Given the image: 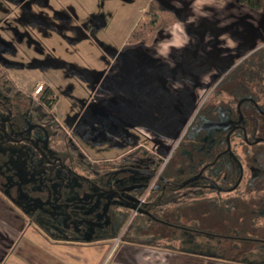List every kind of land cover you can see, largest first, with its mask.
Masks as SVG:
<instances>
[{
    "label": "rangeland",
    "instance_id": "obj_1",
    "mask_svg": "<svg viewBox=\"0 0 264 264\" xmlns=\"http://www.w3.org/2000/svg\"><path fill=\"white\" fill-rule=\"evenodd\" d=\"M80 1L84 12H81V6L77 7L75 3L65 0L54 2L55 5L52 4V0H0V11L7 17V20L2 24L3 28L0 29V66L9 73L15 85L21 88L25 94H30L37 103L43 99L47 87L54 89L50 88L55 91L53 93L57 100L56 104L51 107L52 113L56 115L57 122L62 129L66 130L65 133L70 142L85 152L91 162L97 160L94 156H103L104 158H100V161H116L140 142L155 154L163 165V169L171 161L183 132L191 123L197 108L213 99L211 95L217 83L223 81L233 69H236L252 54L264 49V12L255 13L242 7L236 0H158L177 16L178 22L169 33L161 34L158 42L152 48L143 45L130 46L128 41H124L123 36L134 25L132 21L136 16H134L136 9L141 2L146 0H121L122 4L116 1V5L107 4L106 1L109 0H98L97 5L101 6L95 9L93 6L87 5L89 0ZM139 11L138 13L141 15L142 8ZM6 33L16 37V42L12 41L13 37L6 39ZM32 34L36 36V39H33ZM229 40L232 42L231 46L228 43ZM177 42L182 46L177 47ZM19 43H21L22 51H29L22 54L21 59L18 58L19 51L16 49V45ZM123 44L128 48L125 51L121 50V52L124 51L121 54L122 61L117 63L120 54L116 57V49L124 46ZM32 52L36 59H33L32 55L29 56L28 53ZM9 55L14 58L16 64L9 61L10 59L7 58ZM114 58L117 61L116 64L112 61ZM18 59L23 63L17 64L20 63ZM151 79L162 80L164 89L167 87L166 89L169 91L168 95L164 94L167 100H175L181 95L183 96L171 88H177L178 91L181 88L184 89L186 81H198L200 85L190 107L180 101L182 106H179L176 112L177 115L181 113L178 118L168 117L160 120L156 116V118L149 119L150 127L157 129V132L148 133L141 127H136L135 120L129 118V114H127L128 124H132L130 128L99 102L98 93L106 91L108 87L105 81L111 82V88H113L114 82L116 85L119 83L124 86L121 88L122 91L116 87V97L122 95L129 107L130 104L136 102L130 93H132V89L139 86L137 81L143 84L144 81ZM41 87L44 88L40 91ZM149 87V84L148 86L140 85V92L149 93ZM259 88H264V85L255 83L251 90L256 91ZM166 89L163 93L167 92ZM188 90H192L191 87ZM188 90L186 89L185 92ZM189 99L185 97V100L189 101ZM191 106L193 111L190 110ZM183 109L186 112H183ZM149 114L152 116L151 113ZM154 119L162 124L158 127ZM166 121L173 124L170 126L174 127L173 130L169 129L168 138L164 135L167 131ZM160 129L163 131L162 135L159 134ZM175 129H178V133L174 131ZM25 143L16 144V146L21 149L22 144L26 145ZM51 146L55 152L66 151L65 145L61 142H53ZM25 153L28 152L25 151ZM27 155L24 161L20 160L23 164L19 167L20 174H18L21 186L25 190L30 187V184L35 183L34 174H36V172H26L25 168L30 158V154ZM35 159L40 163L41 156L38 155ZM174 161L175 158L171 162ZM105 162L107 161L98 162V165L103 166ZM66 164L70 165V163ZM58 165L57 167L50 165L49 167L44 166V168L33 167L34 171L56 168L55 174H60L59 180H62L54 189V192L58 193L59 188L63 187L57 194L58 198H54L57 204L52 205L46 201V204L51 206L50 208H41V212L48 211L49 214L57 215L60 219H64L62 216L66 215L65 219H67L71 216V213H67L71 212V209L76 207L79 210H84L89 206L90 210L92 207H98L99 202L105 200L102 196L96 195L97 190L95 189L93 191L89 189L90 192H95V198L88 199V194L84 193L79 196L74 193L75 189L80 186L91 187L92 185L81 181L79 177L71 175L66 177V170L64 171L61 163ZM74 169L77 174L86 176L81 168L75 167ZM62 178H66V181ZM92 180L94 183H91L94 185L96 182L100 183L97 177H92ZM9 181L11 182V179L7 182ZM39 184L41 189L32 185L38 197L42 196V192L48 190V185L51 182L43 180ZM38 197L32 200V205L35 208H38L37 204L40 202V197ZM148 198L149 195L146 193L143 199L147 201ZM59 200L72 202L73 207L70 208L71 205L67 203L66 207L59 208L61 207ZM109 200L111 199L109 198ZM75 202H77V206ZM3 209L0 212L7 215L9 219L14 216L11 213H5ZM160 213V216L166 220L183 224L191 229L200 228L204 232L213 231L210 229L208 222L211 220H208L210 219L208 216L202 219L204 223L201 224V227L195 223L198 217H204L205 214L198 216L197 213H191L190 210L179 213L178 208L163 209ZM126 214H129V217L121 232L122 235L127 230L128 238L129 235L132 236V233L135 236H138L139 233L140 236L142 233L139 229L143 225L146 227L144 223L147 224V222L142 217L136 218L137 214L133 210L127 209L117 214L120 216L119 221ZM209 214L207 213V215ZM74 215L75 213L72 214V216ZM33 220V218L30 219L31 222ZM27 223L28 221L24 219L23 225L19 223V226L24 227ZM76 223L75 221L68 227L64 223H60L56 228L45 224H41L39 227V222L33 224L34 232L30 230L22 237L15 251L9 255L8 264H18L16 260H22V256L30 251L41 257L42 262L38 264H113L111 257L115 253L118 256L123 248L121 234L119 238L116 239L115 236L105 244L94 241L87 245H69L62 249L53 247L46 242V239H49L47 232L49 234L50 231L51 235L62 238V241L67 238L71 239L75 233L78 235L77 237L91 241L95 237H101L103 232L104 234L109 232L107 226L104 229L100 227L102 224L89 222L84 230V227L79 228ZM147 225L151 226L150 223ZM112 228V232L116 234L117 225H113ZM136 231L139 232L134 233ZM17 234L19 236L20 232L18 231ZM110 234L111 231L108 235ZM171 234L174 240L170 237L163 243L173 244L176 242L181 251L191 255L195 253L196 255L211 256L224 253L218 250L225 242L223 239L210 237L203 232L192 233L176 229H173ZM76 240L80 239L76 238ZM258 250L263 257L258 259L259 256L256 255V261L264 264V247L259 246ZM126 251H134V254L142 252L137 249H126L124 252ZM153 251L157 250L153 249ZM160 252L168 253L161 249ZM49 257H59L60 262H55L53 259L51 261Z\"/></svg>",
    "mask_w": 264,
    "mask_h": 264
},
{
    "label": "flooded vegetation",
    "instance_id": "obj_2",
    "mask_svg": "<svg viewBox=\"0 0 264 264\" xmlns=\"http://www.w3.org/2000/svg\"><path fill=\"white\" fill-rule=\"evenodd\" d=\"M163 33L165 32L158 35L152 46L147 47H154L158 42L159 36ZM121 57L120 55L118 58L119 61H116L117 63L122 61ZM4 70L5 68L0 66V78L2 76H7V79L13 83L16 89L22 90L15 85L9 73ZM7 70L9 71V69ZM159 80L162 81L161 79H157V81ZM153 82V79H151L150 83L152 85L154 84ZM186 82V87L184 89L181 88L179 91L177 88L171 89L177 91L179 95L183 94V96L181 95L183 101L190 107V103L194 102V97L200 85L198 81ZM190 87L192 90H188ZM251 87L252 85L249 87L250 89H247V87L241 88L237 81H219L211 95L213 99L203 103L197 108L191 123L186 127L178 147L176 148L178 152H174V154L177 152L178 156L183 161L180 171L185 177V179H183L184 188L182 191H179V196L185 198L190 196V192L193 193L195 203L189 208L193 209V213H197L198 216L205 214L204 217H198L196 219L197 221L195 223H198L200 227L201 224L204 223L202 221L203 218L208 216L210 218L208 220H211V222L208 223H210V229L213 230L212 232H204L200 228L197 229L198 232H203V234L210 237L225 240L222 245H226V251L231 254L236 252V254L251 253L256 247H264V88L253 91ZM42 88L44 87H41V89ZM186 89L188 92H185ZM166 91L165 94L168 95V89H166ZM156 95L155 88H152V91L149 93V98L155 101V98H157ZM28 96L31 97L30 94ZM185 97L188 99L190 98L189 101L185 100ZM8 100L9 99L6 98H4L3 101L0 100V130L14 136L13 140L17 142L15 145L26 142V145L22 144L19 150H25L30 154V157H34L32 162L35 167L44 168V166L49 167V165L54 167L59 166L58 164L61 163L62 159L57 156L59 152L52 150V143H50L44 126L36 124L31 120H26V124L20 129L16 128V123H18L16 121L17 116L13 112L12 106L9 107L7 103ZM33 100L35 101L34 98ZM174 101L173 99H168L167 101L170 110L167 111V117L178 118V115L181 114L179 113L177 115V110H175L176 107L182 106L181 103H174ZM156 107L157 105L155 103V105L152 104L151 107L147 108L150 112H156ZM190 110L193 111L192 106ZM182 111L186 112L184 109ZM169 126H167V131L164 134L166 138L169 137V129H174L173 126ZM150 130L154 131L155 128H151ZM174 131L178 133V129ZM142 146L148 149L145 145ZM78 150L81 151L79 148ZM23 153V156H28V153ZM38 155L41 156L40 163L35 159ZM62 167L64 168V166ZM25 169L26 172H36V174H34L35 183L32 185H35L37 188L41 189V185L39 184L40 181L49 180V182H51V184L48 185V190L42 192V196H39L40 198L35 194L36 190L33 189L34 187H32L31 184L30 187H25L27 190L22 188L21 180L18 175L20 174L19 169L16 174L8 175L5 182H2V180L0 182V188L7 191L8 194L13 192L14 198L18 199V201L16 200L17 203L21 206L24 205L23 207L33 214L34 218H32L35 219L36 222H39L40 226L41 224L54 226V223H58V225L64 223L68 227L72 224V216L65 219V215L62 216L64 219H60L57 215H55L57 216L55 217L52 214L49 215L48 211L43 213L40 210L41 208H50L51 205L49 206L46 204V201H49L52 205L57 204L54 198L57 197V194L63 189V187H60L58 193L54 192L55 187L59 184L58 182L62 181L59 180L60 174H55V172H57L56 168L34 171L33 168L28 170L26 165ZM162 170L163 169H161L154 182L149 187L147 191L148 195ZM66 173V177L69 175L77 178L79 177L81 181L92 185L91 187L80 186V188L75 189L74 193L79 196H82L84 193L88 194V199L95 198L96 195L102 196L105 199L103 202H99L100 204L98 207L90 208H96L97 214L95 212V217L105 216L106 222L104 227H102V225L100 226L103 229L106 226L110 228L113 227L112 225H115L111 223L107 213L112 205L116 206V203L125 204L130 201L135 202L134 199H131L130 196H126V194L124 195V193L122 194L123 197L119 195L116 191V187L119 190L143 188L146 186L148 178L154 176V173L150 170L134 171V174L125 177L123 180L113 178L112 183L109 181V183L112 184L110 186L111 190H109L106 189L107 185H104L101 180L99 184L96 182L94 185L91 183L92 179L90 178L81 177L75 172L66 171ZM9 179H11V182H7ZM62 179L66 181V178ZM188 183H191L189 187L192 189L186 186ZM89 189L91 191H93V189L97 190V194L95 195V192H90ZM64 190H66V188H64ZM24 195L28 196L27 199L25 198V201L24 198H22ZM36 197L40 199L39 204H37L38 208L32 205V200ZM116 197L118 199H116ZM109 198L111 200H109ZM108 201H110V207L106 205ZM59 203L61 204L59 208L66 207L67 203L70 204V202L62 201ZM101 210L104 211L105 214L102 215ZM179 210L182 213L186 211V208L182 207ZM209 212L211 213L209 214ZM207 213L209 215H207ZM218 241L222 242L221 240Z\"/></svg>",
    "mask_w": 264,
    "mask_h": 264
},
{
    "label": "trees",
    "instance_id": "obj_3",
    "mask_svg": "<svg viewBox=\"0 0 264 264\" xmlns=\"http://www.w3.org/2000/svg\"><path fill=\"white\" fill-rule=\"evenodd\" d=\"M236 1L242 7H245L255 13L264 12V0ZM177 22V16L170 9L161 5L158 0H153L131 33L128 39V44L130 46H152L160 33L171 30ZM0 80H3L0 81V100L3 101L4 98L9 99L7 103L9 104V107L12 106L11 108L17 116L16 121L18 123H16V128L20 129L24 124H26V120H31L36 124L44 126L50 139V143L61 142L66 147L65 152L57 153V156L62 159L61 166H64V168H62L66 171L75 172L77 174L74 168L79 167L81 168V171L85 172V178L87 177L92 179L91 177H97L104 185H107L106 189L109 190H111L110 186L112 185L111 183L113 178L123 180L125 177L134 174V171L150 170L154 173L153 177L148 178L147 184L143 188L119 190L116 187V191L119 195L123 197L122 194L124 193V195L126 194V196H130L131 199L135 200V202L130 201L125 204L116 203V206H111V204L109 205V207L111 206L109 210L110 217L112 218L111 220L115 219L113 218V211H116L117 225L116 234L113 233L111 238L115 236L116 239L119 238L128 220L129 214L123 215V218L119 221L118 218H120V216L117 215V212L121 213L124 209L130 210L132 209V206L140 205V201L144 198L149 187L154 182L156 176L163 167L159 159L152 151L142 146L133 149L116 161L103 163V166L98 165V163L91 162L80 150H78L77 147H75L73 143L70 142L65 131L57 122L56 115L52 113L51 107L56 104L57 100L50 88H46L41 103H37L22 90L16 89L13 83L7 79V76H2ZM223 81H237L241 88L247 87V89H250L249 87L255 83H258L261 86L264 85V49H260L252 54V56L230 72ZM13 138L14 136L0 130V182L2 180V182H5L8 175H14L18 172L19 167L23 164V162L19 159H26V157L23 156V152H25V150H19V148H17L18 146L15 145L17 142H15ZM177 152L173 156L175 161L171 162L172 158L171 161L163 168L155 185L149 193L148 200L144 204H141L136 216V218H144V221L151 224L150 231L152 234L155 236H162L166 239L172 237L171 231L173 229L199 233L197 229H191L183 224L168 221L160 216V211L168 208L180 209L185 207L186 211L190 210V212L193 213V209L189 208L195 203L193 193L190 192V196L185 198L179 196L178 194L179 191H182L184 188L183 179H185V177L180 171L183 161L180 159ZM32 159H34L33 156H31L27 162L28 170L35 167ZM66 163H70V165ZM77 175L83 177V174ZM91 181L93 182V180ZM109 181H111V183H109ZM186 186L189 189H192L189 187L191 186V183H188ZM116 199L118 198L116 197ZM126 200L129 201L128 199ZM126 234L127 230L120 237L121 241L127 240L128 236ZM150 246L169 250L174 248L171 245L167 246L166 244L162 245L157 243H152Z\"/></svg>",
    "mask_w": 264,
    "mask_h": 264
},
{
    "label": "crops",
    "instance_id": "obj_4",
    "mask_svg": "<svg viewBox=\"0 0 264 264\" xmlns=\"http://www.w3.org/2000/svg\"><path fill=\"white\" fill-rule=\"evenodd\" d=\"M50 1V0H49ZM57 1H61V0H52V4L55 5V3ZM65 1H70L71 3H75V5L77 7L81 6V12L83 11V5L81 3L80 0H65ZM116 1L121 3V0H109L106 1L107 4H115L116 5ZM133 1V0H132ZM153 0H146L144 2H141V4L138 6V8L136 9V14H134V19H133V23L134 25L132 26V28H130L129 31H127L126 34H124V41L127 42L131 33L133 32V30L136 27V24L141 20L143 14L146 12L148 6L150 5V3ZM55 2V3H54ZM146 2V3H145ZM145 3V4H144ZM86 4V3H85ZM84 4V5H85ZM98 4V0H89L87 5L89 6H93V9L97 8L98 6L101 5H97ZM122 4V3H121ZM144 4V5H142ZM142 8V13L141 15H139L138 11L139 9ZM114 10V9H113ZM84 12V11H83ZM140 12V11H139ZM7 20L6 14L2 13L0 11V29H2V24L3 22ZM170 31V30H169ZM169 31H167L166 33H169ZM6 39H11L10 37H13L14 40H12L13 42H16V37H14L13 35H9L8 33L5 34ZM32 34L33 39H36V36ZM169 38V37H168ZM38 39V38H37ZM124 46L119 47L116 49V57L117 55H121L124 53V51L126 50L127 45L123 44ZM21 47V43L16 45V49L19 51V55L18 58L21 59V55L29 52L28 50L25 52L22 51ZM130 47V46H129ZM121 50H124L123 52H121ZM29 56L32 55L33 59H36L35 54L32 53H28ZM115 57V58H116ZM9 58L11 62H13V64H16L14 61V58H12L10 55L7 57ZM23 58V57H22ZM112 59V61H114V64H116V60ZM19 60V59H18ZM133 60V59H131ZM20 63L17 64H21L23 63V61H20ZM14 66V65H13ZM13 66H10L11 68ZM10 68V69H11ZM154 84L152 85L150 83V81H141L143 82V84L139 83V86H136L134 89H132V93H130V95H133V99L136 101L133 104H130L131 106L128 107L127 103H125V100L123 98V96L119 95L118 97H116V87H118V89L120 91L121 88H124L123 85H120L118 83V85H116V82H114L113 88H111V82L110 81H105L107 82L106 85H108L106 91H102L99 92V102H101L102 104L105 105L106 109L112 113L113 115L117 116L119 119L123 120V123H125L126 125H128L130 127V125L132 126V124H128L129 121L127 120L126 115L129 114V118H132L133 120H135L134 125L136 127H141L145 132L148 133H154L157 132L158 130L155 129L156 131L150 130V121L149 119L151 118H159L160 120H164V118H168L167 117V111L169 110L168 104H167V99H165V93H163L164 90V86L162 81H157L156 79L153 80ZM120 82V81H117ZM146 84V85H145ZM149 84V93L152 91V88H155L156 91V96L157 98H155V101L151 100L149 98V93L147 92H140V85L141 86H148ZM51 88V87H50ZM52 90H54L53 88H51ZM166 89V87H165ZM55 92V91H53ZM183 101V97H179L177 99H175V102H179ZM184 102V101H183ZM156 103L157 107H156V112H150L149 111V107H151L152 104ZM129 104V103H128ZM148 107V108H147ZM174 109V108H172ZM179 109V107H176L175 110ZM152 114V116H150V114ZM155 114V117H154ZM155 122L157 123V126L159 127V125L162 124V122L159 124L156 120L154 119ZM169 122H165V126H168ZM138 124V125H137ZM170 124V123H169ZM131 128V127H130ZM160 135L163 134V131L160 129L159 131ZM142 143H138L137 145H135L131 150H129L127 153H129L130 151H132L133 149H136L138 147H141ZM128 149V148H126ZM82 151V150H81ZM83 152V151H82ZM83 154H85L87 156V154L85 152H83ZM125 155V154H124ZM123 155H121L120 157H122ZM97 160H94V162L98 163V162H103V161H111V160H102L100 161V158H104L103 156H94ZM88 158V157H87ZM89 159V158H88ZM10 193V192H9ZM23 193V192H22ZM24 195V201L27 199L28 196ZM26 198V199H25ZM18 199L14 198V193L11 192L10 194H8L7 191H4L2 188H0V210H2V208H4V212L5 213H11L14 216L11 217V219H9V217L5 214H2L0 212V264H8V260H9V255L15 251V249L17 248V246L20 244L22 237L28 232V231H32L35 229L34 226H32L33 224L35 225V223H37L35 221V219L31 222L30 219H32L33 214L26 209L25 207L21 206L20 204L17 203ZM71 206L70 208H72L73 204L72 202H70ZM76 204V202H75ZM106 205H109V202H107ZM4 206V207H3ZM77 206V205H76ZM89 206L87 208L80 209L79 208H73L71 209V212L68 211L67 213H71V216L73 213H75L74 216L71 217V222L75 223V221L77 222L76 224H78L79 228H83L84 230H86L87 225L89 222H98L99 224L102 223V227H104V224L106 222L105 216L102 217H95L94 214L97 211L94 209H88ZM133 209V208H132ZM132 209H130L132 211ZM95 210V211H94ZM99 210V209H98ZM179 210V209H178ZM90 211V212H89ZM94 211V212H93ZM3 212V211H2ZM102 215L105 214L104 211L101 210ZM109 217H110V211L107 212ZM120 212H117V214ZM113 218H115L114 220H111L112 218L110 217V221L113 224H116V211H113ZM50 215V214H49ZM91 216V218H90ZM34 218V217H33ZM27 220L28 223L26 224V226L22 227V223L23 220ZM144 219V218H143ZM14 220V221H13ZM84 220V221H83ZM56 221V220H55ZM70 222V221H69ZM19 223H21L22 225L19 226ZM142 224V223H139ZM146 225V227H141L140 232L142 233L139 236V231H136L134 233H138V236H135L132 233V236L129 235V238H127V240H123V248L122 251H120L119 255L116 256V253L113 255V264H260L256 261V255H258V259L263 257L260 253V251L258 250V248L256 247L255 250H253L251 253H245V254H229V252L226 251V245H221V248H219V251H222L224 253L222 254H214V255H200V254H193L191 255L188 252L185 251H181L177 245L176 242L172 243H163V241L166 239L162 236H155L154 234L151 233V228L149 227V223H144ZM39 225V224H38ZM58 225V223H54V226L50 227H54L56 228V226ZM39 227H41L39 225ZM99 227V226H97ZM38 229V228H37ZM41 231H44L42 228H39ZM113 228H107V230L110 232L111 234H109V232H107V234H102L100 235L101 237H95L93 238L91 241L87 240V239H82L80 237H77L78 235L75 233L71 236V239H65V241H62V238H56V236H53L50 234H48L47 232V236L49 239H46L47 243H50L53 247H56L58 249H62V248H66L69 245H87L88 243H93L94 241H97L96 243H102L105 244L106 242H109L110 239H112V234H113ZM9 230V231H7ZM11 230V231H10ZM64 231H68L69 229H61ZM18 231L20 232V235L17 236ZM182 231V230H179ZM83 232V230H82ZM63 235H65V233H62ZM60 235V234H59ZM61 235V236H63ZM122 235V233H121ZM52 236V237H51ZM80 239V240H76ZM115 239V238H114ZM173 239V238H172ZM174 240V239H173ZM36 243H38V241L35 239ZM157 243V244H162V245H171L173 246L175 250H169V249H164V248H160V247H153L150 246ZM149 245V246H148ZM89 246V245H88ZM238 248V247H236ZM126 249H137V250H141V253H135L134 251H126L124 252ZM153 249H156L157 251H153ZM159 249V250H158ZM164 251V252H168V253H162L160 252ZM133 252V253H131ZM30 252H27V254H25L24 256H22V260H16V262L18 264H38L40 262H42L41 257L40 256H36V254ZM117 257V258H116ZM49 259H52L55 262H60L59 261V257H49Z\"/></svg>",
    "mask_w": 264,
    "mask_h": 264
},
{
    "label": "built area",
    "instance_id": "obj_5",
    "mask_svg": "<svg viewBox=\"0 0 264 264\" xmlns=\"http://www.w3.org/2000/svg\"><path fill=\"white\" fill-rule=\"evenodd\" d=\"M40 91H41V88H40ZM144 203H145V200L142 199V200L140 201V205L138 206V209L134 210V212H135L136 214L138 213V210H139V207L141 206V204H144Z\"/></svg>",
    "mask_w": 264,
    "mask_h": 264
},
{
    "label": "clouds",
    "instance_id": "obj_6",
    "mask_svg": "<svg viewBox=\"0 0 264 264\" xmlns=\"http://www.w3.org/2000/svg\"><path fill=\"white\" fill-rule=\"evenodd\" d=\"M222 39H225V37H222ZM185 42H186V41H185ZM228 43H229V45L231 46L232 42H231L230 40L228 41ZM176 46H177V47H181L182 45H181L179 42H177Z\"/></svg>",
    "mask_w": 264,
    "mask_h": 264
},
{
    "label": "water",
    "instance_id": "obj_7",
    "mask_svg": "<svg viewBox=\"0 0 264 264\" xmlns=\"http://www.w3.org/2000/svg\"><path fill=\"white\" fill-rule=\"evenodd\" d=\"M141 173V172H140ZM142 174V173H141ZM132 208H133V211L134 210H136V209H138V206H132Z\"/></svg>",
    "mask_w": 264,
    "mask_h": 264
}]
</instances>
